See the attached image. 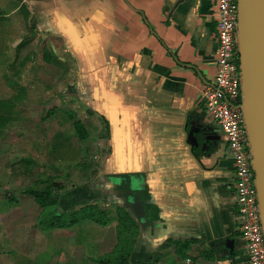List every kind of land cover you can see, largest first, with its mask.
<instances>
[{
  "label": "crops",
  "instance_id": "1",
  "mask_svg": "<svg viewBox=\"0 0 264 264\" xmlns=\"http://www.w3.org/2000/svg\"><path fill=\"white\" fill-rule=\"evenodd\" d=\"M215 1L2 3L3 24L21 16L76 65L74 102L88 111L90 141L71 159L60 146L46 148V164L30 156L60 183L45 186L48 207L29 193L37 179L18 183L16 161L0 169V264H247L234 164L203 97Z\"/></svg>",
  "mask_w": 264,
  "mask_h": 264
},
{
  "label": "rangeland",
  "instance_id": "2",
  "mask_svg": "<svg viewBox=\"0 0 264 264\" xmlns=\"http://www.w3.org/2000/svg\"><path fill=\"white\" fill-rule=\"evenodd\" d=\"M2 3L6 5V0H1L0 8L4 6ZM4 13L1 12L0 15ZM7 22L10 24H3V21H0V24L6 26L0 28V98L9 99L10 95L16 98L17 101L13 100L17 104L20 116L3 132L0 131V169L5 168L6 172H11L14 161L17 166L22 158L28 156L30 158L32 155L38 156L36 159L46 164L43 162L46 148L57 149L60 146L64 156L70 159L75 156V148H79V144L86 151L89 150L90 139L87 125H84L83 121L90 120L86 117L88 111L83 105L74 102L76 94H73L72 90L74 83L72 71L76 65L62 60L64 55L60 49L62 45L50 43L35 25L27 24L28 28H24L26 21L24 22L21 16H13L12 20L9 17ZM52 59L54 64L49 62ZM46 87L49 92L40 91ZM24 88L28 91L20 94V89ZM72 113L83 126L85 137L79 136L73 126L69 118ZM61 129L66 133L60 132L54 141L52 136ZM58 151L59 149L56 153ZM32 174L37 175V178ZM1 175L0 170V177L3 176ZM53 175L54 173L42 171L40 165L37 166L35 162L30 174L17 177L18 183L23 178L22 182L25 184L28 179L30 183L37 179L32 191L41 192L46 185L56 189L60 184L52 178Z\"/></svg>",
  "mask_w": 264,
  "mask_h": 264
},
{
  "label": "built area",
  "instance_id": "3",
  "mask_svg": "<svg viewBox=\"0 0 264 264\" xmlns=\"http://www.w3.org/2000/svg\"><path fill=\"white\" fill-rule=\"evenodd\" d=\"M214 18L217 42L215 70L213 78L205 84V107L222 133L227 144V156L234 164V208L247 264H264L262 215L243 111L238 0H216Z\"/></svg>",
  "mask_w": 264,
  "mask_h": 264
},
{
  "label": "water",
  "instance_id": "4",
  "mask_svg": "<svg viewBox=\"0 0 264 264\" xmlns=\"http://www.w3.org/2000/svg\"><path fill=\"white\" fill-rule=\"evenodd\" d=\"M239 52L246 128L253 154V168L264 232V0H238ZM225 248L236 262V239Z\"/></svg>",
  "mask_w": 264,
  "mask_h": 264
},
{
  "label": "trees",
  "instance_id": "5",
  "mask_svg": "<svg viewBox=\"0 0 264 264\" xmlns=\"http://www.w3.org/2000/svg\"><path fill=\"white\" fill-rule=\"evenodd\" d=\"M49 62H53V59ZM20 116L18 111V107L16 102L13 99H2L0 98V131H4L5 128L12 122L16 121ZM70 120L73 122V126L75 127L77 133L81 137L84 136L83 126H81L80 122L76 118L75 114H70ZM35 165L33 159L24 157L22 158L15 168V174L18 175H28L31 173L32 167ZM53 190L49 188V190L39 191H29V193L35 197L36 201L42 205L43 207H48V205L53 203V195L51 196Z\"/></svg>",
  "mask_w": 264,
  "mask_h": 264
}]
</instances>
